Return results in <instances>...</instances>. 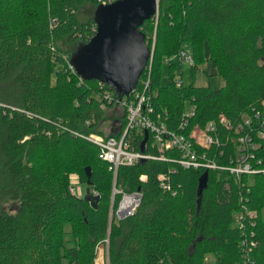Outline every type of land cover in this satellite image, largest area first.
<instances>
[{"label": "trees", "instance_id": "1", "mask_svg": "<svg viewBox=\"0 0 264 264\" xmlns=\"http://www.w3.org/2000/svg\"><path fill=\"white\" fill-rule=\"evenodd\" d=\"M102 1L0 0V264H95V244L108 231L112 171L98 158L97 145L74 132L119 136L101 128L98 97L103 89L116 91L82 78L70 62L77 45L94 34ZM158 3L157 20H145L141 30L148 46L154 35L152 103L168 126L177 128L186 104L194 108L189 129L214 121L223 139L234 130L223 128L220 116L236 124L255 109L264 118V0ZM184 42L191 47V71L210 59L209 74L220 75L222 86L161 85L163 59ZM120 120L122 130L124 115ZM134 135V150L158 153L141 149L144 136ZM255 140L256 159L264 162V133ZM222 145L216 159L233 165L236 144ZM87 166L99 193L96 207L69 190L72 175L86 186ZM203 172L155 159L119 166L117 187L139 188L142 200L134 214L112 221L109 264H205L208 254L212 264H243L245 252L249 264H264V173L207 169L199 194ZM161 173L170 189L160 185ZM9 200L17 203L13 211L3 207Z\"/></svg>", "mask_w": 264, "mask_h": 264}, {"label": "built area", "instance_id": "2", "mask_svg": "<svg viewBox=\"0 0 264 264\" xmlns=\"http://www.w3.org/2000/svg\"><path fill=\"white\" fill-rule=\"evenodd\" d=\"M111 1L113 0H103L102 3ZM158 8L159 3L157 0L156 12L152 17L155 21L158 17ZM149 48L153 55L154 35ZM176 55L179 63L186 62L190 66L194 64L191 53L182 49ZM151 64L152 56L145 67L147 69L145 76L141 78L142 74L140 75L137 84L129 94L119 97L117 93L110 89H103L101 93H98L101 101L100 108L121 111V115L115 116L112 121V125H115V130L117 132L119 130V136H103L98 133L83 135L74 132V135L84 137L97 145L99 149L98 158L107 162L108 169L112 171L113 184L108 212V231L105 237L95 244V264H109V232L112 221L121 220L134 214L142 200V192L139 189L125 191L117 187L116 176L119 166L134 165L142 160L155 159L173 162L183 169H201L202 171H207V169L229 170L237 176L243 173H264V162L262 159H256L254 152L258 146L255 138L264 133V118L259 110L253 109V116L244 114L236 124H231L225 117L220 116L219 121L223 128L234 130L233 134L227 133L224 139L220 134L218 123L214 121L208 122L204 127L194 125L190 129L188 128L190 116L194 113L193 106H189L188 112L184 111L182 113V120L178 123L177 128H171L168 126L167 116L162 117L153 107V94L150 87ZM71 68L73 67L71 66ZM175 83L176 86L182 85V78L175 81ZM123 115L125 126L121 130L119 124L121 123L120 117ZM260 126H262V129H260ZM145 131H147V139L144 143V148H155L158 152L157 154L133 149L135 138L131 135L134 133V136L139 139V136H144ZM228 141L236 144L237 150L235 163L229 166L219 162L215 155L217 152V156L224 154L221 143H227ZM214 147H216V150H213ZM171 170L172 172L174 171V169L169 171ZM158 179L163 188L170 189L167 174H159ZM69 190L79 198L85 195V191L82 190L76 175H72L70 178ZM90 190L92 195L99 194L91 186ZM116 195H119V200L114 205V197ZM255 214V211L248 212L250 217H254ZM237 221L239 226L242 227L243 216L238 215ZM242 244L245 247V239ZM250 245L254 246L255 243L251 241ZM247 255L248 253L245 252L243 258L245 262L243 264H249Z\"/></svg>", "mask_w": 264, "mask_h": 264}, {"label": "water", "instance_id": "3", "mask_svg": "<svg viewBox=\"0 0 264 264\" xmlns=\"http://www.w3.org/2000/svg\"><path fill=\"white\" fill-rule=\"evenodd\" d=\"M156 8L157 0L100 3L94 12V34L87 42L77 45L71 54L70 62L76 72L82 78L95 79L112 87L119 97L129 94L152 56L141 26L153 17ZM146 139L147 131L141 149ZM84 171V198L96 207L99 195L91 194V168L87 166ZM206 182L207 172L204 171L199 179V194Z\"/></svg>", "mask_w": 264, "mask_h": 264}, {"label": "rangeland", "instance_id": "4", "mask_svg": "<svg viewBox=\"0 0 264 264\" xmlns=\"http://www.w3.org/2000/svg\"><path fill=\"white\" fill-rule=\"evenodd\" d=\"M182 49L186 52L191 53V47L189 43H182ZM177 54V53H176ZM175 53L168 55L163 59L161 64V75H160V83L161 85H166L170 80H180L182 78L184 85L195 84V85H203L210 84L214 88H218L224 84V79L220 75H212L209 74L213 66L212 60L208 59L202 64H198L197 67L191 71V67L186 62L179 63V59ZM173 66L170 67V65ZM0 88L2 86L0 85ZM185 111H189V106L186 104ZM121 111L115 109H104V120L101 124V128L106 133L115 132V125H112V120L115 116H120ZM110 120V121H109ZM107 123L109 126H107ZM116 133V132H115ZM250 182L254 180V176H249ZM263 192H264V175H263ZM80 182V181H79ZM80 186L83 191H85V183H80ZM3 207L8 211H13L17 208V203L12 201H6L3 203ZM261 215L264 218V205L261 208ZM66 229L69 230V226L66 225ZM68 236V234H67ZM214 260L213 254H208L206 256L205 264H212Z\"/></svg>", "mask_w": 264, "mask_h": 264}, {"label": "crops", "instance_id": "5", "mask_svg": "<svg viewBox=\"0 0 264 264\" xmlns=\"http://www.w3.org/2000/svg\"><path fill=\"white\" fill-rule=\"evenodd\" d=\"M108 124V123H107Z\"/></svg>", "mask_w": 264, "mask_h": 264}]
</instances>
